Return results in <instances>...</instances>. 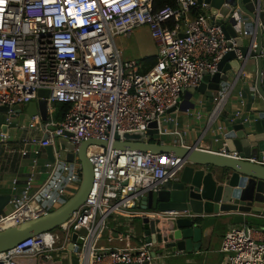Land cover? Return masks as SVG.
Wrapping results in <instances>:
<instances>
[{
  "label": "built area",
  "instance_id": "built-area-1",
  "mask_svg": "<svg viewBox=\"0 0 264 264\" xmlns=\"http://www.w3.org/2000/svg\"><path fill=\"white\" fill-rule=\"evenodd\" d=\"M192 8L199 9V14L191 16ZM207 9L198 0H175L174 6L159 9L153 8V0L0 3V106L8 107L7 113L13 114L2 125L10 124L17 114L11 108L20 109L33 101L40 89L49 92L46 118L43 120L37 114L27 119V127L40 131L42 136H30L19 149L21 155L34 154L33 172L21 190L12 181V209L0 214V231L46 215L77 190L81 179L79 161L60 159L56 152L53 161L43 164L49 170L48 177L33 188L37 156L43 148L64 139L76 154L82 141L106 143L89 144L86 148L92 166V186L70 219L1 251L0 264H19L18 259L25 258L38 260L41 254L40 261L52 259L68 264L64 259L69 253L76 257L74 264H170L163 262V257L179 254L156 252L153 256L152 243L146 242L142 234L138 244L132 246L103 247L99 242L109 228V220H116L118 213L139 215L140 220L148 215L182 214L142 209L141 200L148 191L159 190L164 181L175 179L188 162L168 152L121 150L114 149L112 144L115 140L125 141L126 133L140 131L144 142L202 150L197 143L181 142L186 131L180 129L177 114L183 105V94L196 88L203 76L215 74L221 56L231 50ZM257 9L264 12V3ZM231 17L236 33L249 38L251 46L255 44L256 27L260 29L264 56V21L254 23L238 9ZM142 25L148 27L157 49L155 62L147 70L135 59H124L115 44L116 37L128 35ZM233 49L243 69L245 59L237 47ZM232 83L229 79L221 81L218 91H210L213 106L209 121L220 112ZM250 89L256 92L254 86ZM59 102L69 107L61 119L55 120L53 104ZM235 119L249 122L252 115L248 117L236 110L231 114V120ZM2 125L0 141H5L8 134L2 131ZM150 129L156 131L151 137ZM165 136L173 137L171 143H165ZM217 153L239 158L237 151L227 150L226 146ZM244 160L264 166V155ZM132 230L118 232L107 241L130 239L134 236ZM73 232L81 243L71 240ZM71 243L75 251L67 248ZM50 252H57L59 258ZM218 252L224 255L219 264H264V231L251 224L231 226L223 235Z\"/></svg>",
  "mask_w": 264,
  "mask_h": 264
},
{
  "label": "water",
  "instance_id": "water-1",
  "mask_svg": "<svg viewBox=\"0 0 264 264\" xmlns=\"http://www.w3.org/2000/svg\"><path fill=\"white\" fill-rule=\"evenodd\" d=\"M207 5L211 19L220 26L225 35L228 47L219 62L218 71L212 76H203L200 84L187 90L185 95L194 92L204 94L218 91L220 82L228 80L229 73L242 72V63L236 58L234 47H237L244 59H255V71L252 82L260 103L256 113L247 124L238 123L224 135L227 150L237 151L239 158H230L217 152L183 147L177 144H162L141 141L143 132H132L124 135L125 141L115 140L114 149L138 150L144 152L172 153L185 159L186 164L175 179L164 181L157 191H148L141 200V208L158 212L176 211L177 216L148 215L141 218L139 227L143 239L151 242V254L184 251L199 252L204 231L218 223L221 218L231 214L233 224H249L252 220L264 221V166L244 160L249 157L261 158L264 155V56L261 44V31L256 27L255 48H251V40L238 35L233 28L235 23L231 14L235 9L241 11L254 23L264 21V12L258 11L262 0H198ZM182 36V34H180ZM48 90L40 89L37 98L29 102L25 114L30 119L39 115L47 116ZM194 107V103H190ZM10 109L0 106V112L7 113ZM11 110L20 112L18 107ZM154 126V123L151 124ZM154 129L148 130L150 137ZM46 136H44L45 138ZM59 148V158L67 161L77 160L81 165V179L75 193L60 207L46 215L19 223L0 231V252L12 248L23 240L58 227L70 219L77 208L84 203L92 186V166L86 156L89 144L106 145L103 141L86 140L79 145L76 154L68 140L58 139L55 143ZM48 159L53 161V146L45 147ZM9 193L0 192V214L10 200ZM264 231V224L258 225ZM77 234H71V240L81 243ZM72 248V243L67 245ZM19 264H61L60 260L46 261L34 259H18Z\"/></svg>",
  "mask_w": 264,
  "mask_h": 264
},
{
  "label": "crops",
  "instance_id": "crops-1",
  "mask_svg": "<svg viewBox=\"0 0 264 264\" xmlns=\"http://www.w3.org/2000/svg\"><path fill=\"white\" fill-rule=\"evenodd\" d=\"M262 3H264V0H262ZM207 11H209V9H207ZM248 19L250 20V18ZM245 39L249 40V38ZM255 46L256 45L254 44L251 48H255ZM153 56H155V54ZM255 67V59L248 58L245 59L242 73L238 78H234L236 76L235 73H229L228 79L230 82L233 81V86L224 100L220 112L212 121L208 120L209 113L213 106L210 91L207 90L204 94L194 92L191 97L183 94V105L177 114L180 129L186 131V135L181 139L182 143H197L198 147L202 150L211 152H219L222 147H225L224 135L227 134L228 131H231L234 125L241 123V120L239 119L231 120V114L236 110H241L245 116L250 117L252 114L256 113V108L260 103L259 95L250 89L253 86L255 87L252 82ZM240 101H243L242 106L240 105ZM190 103L195 104L193 108H190ZM27 105L28 104H25L20 107V112L15 114L13 120L16 117L19 118L23 115L24 121H27L25 114ZM186 109H189V111L187 112ZM55 112L56 109L53 112V115L55 120H58L56 119V114H54ZM12 115L0 112V124L2 125L9 116L12 118ZM13 120L7 126H1L2 131L6 132L8 137L5 141H0V192L9 194L11 193L13 180L16 181V188L21 190L27 176L33 172L32 160L34 158V154L29 152L26 155H21L19 152V149L23 147V140L28 139L30 136H42L40 131L28 128L27 123L24 124L25 122H20L14 126ZM243 124H247V122H243ZM164 139L165 143H171L173 137L165 136ZM53 152L59 153V148L56 144L53 146ZM37 160L38 163L35 167L33 188L38 187V185L49 175V170L43 166L46 161H51L48 159L45 148H43L41 153L37 156ZM11 209L12 205L8 204L2 213L6 214L11 211ZM128 215L129 216L124 215L123 213H118V218L116 220L111 217L109 220V228L104 231V233L107 232L110 235L106 238V244H100L99 242L100 246L123 247L136 245L132 242L126 243L127 239L123 242L112 240L118 242V244L120 243L119 245H112L110 244L112 241H107L109 237H113V235L118 234V232L126 231L130 228L135 230L134 227L136 226L137 221L140 223V216L134 214ZM126 217H130L131 220L127 221L125 219ZM235 225L236 224L232 223L231 214L223 216L218 223L210 226L204 231L199 252L185 253L184 251H178V257L180 255L191 256L196 253L207 254V252L216 249V251H218L223 235L231 226ZM140 230L141 229L139 227V235L136 233L138 238L141 235ZM169 257L174 256H164L163 262L171 263L166 261Z\"/></svg>",
  "mask_w": 264,
  "mask_h": 264
},
{
  "label": "rangeland",
  "instance_id": "rangeland-1",
  "mask_svg": "<svg viewBox=\"0 0 264 264\" xmlns=\"http://www.w3.org/2000/svg\"><path fill=\"white\" fill-rule=\"evenodd\" d=\"M115 44L116 46L121 49L123 58L124 59H135L137 62H141L143 64V70L149 69L154 64V59H151L149 57H152L154 54L156 55V46L154 41L152 40L150 36V32L147 26H137L134 27L128 35H120L115 38ZM55 108V104H53ZM55 114V113H54ZM54 117V115H53ZM55 119V118H54ZM24 123V117L23 115L21 117H16L13 120L14 126H16L18 123ZM27 121L24 123L26 124ZM256 227L258 229V225L264 224V221L261 223L257 220H252L251 223H249ZM135 230H132L134 233V236L130 239L126 240V243H134L138 244V235H139V222L137 221L136 226L134 227ZM136 233L138 235H136ZM110 235L109 233L105 232L102 236V239L100 240V244H106V238ZM115 236V235H113ZM110 244L112 245H119L118 242L112 241ZM61 245V244H60ZM217 250V249H216ZM216 250H212L210 252H207V254H192L191 256L186 255H180L178 257H169L166 261L171 262L170 264H218L223 259V253H219ZM54 258H59V255H57V252H50ZM59 254V253H58ZM42 255H39L37 259H43ZM68 258L64 259L65 263L68 264H74L76 263V257L69 253Z\"/></svg>",
  "mask_w": 264,
  "mask_h": 264
},
{
  "label": "trees",
  "instance_id": "trees-1",
  "mask_svg": "<svg viewBox=\"0 0 264 264\" xmlns=\"http://www.w3.org/2000/svg\"><path fill=\"white\" fill-rule=\"evenodd\" d=\"M165 5H170V6H174L175 5V0H153V8L154 9H159ZM200 12L199 9L197 8H192L191 9V16H196L198 15ZM151 59H154L155 61V56L149 57ZM69 105L67 103L64 102H59V103H55V109H56V119H61L63 114L65 113V111L68 109Z\"/></svg>",
  "mask_w": 264,
  "mask_h": 264
},
{
  "label": "snow or ice",
  "instance_id": "snow-or-ice-1",
  "mask_svg": "<svg viewBox=\"0 0 264 264\" xmlns=\"http://www.w3.org/2000/svg\"><path fill=\"white\" fill-rule=\"evenodd\" d=\"M0 3H3V0H0Z\"/></svg>",
  "mask_w": 264,
  "mask_h": 264
}]
</instances>
